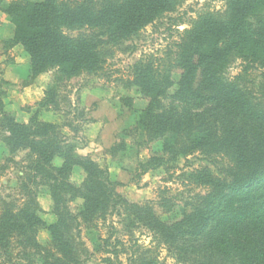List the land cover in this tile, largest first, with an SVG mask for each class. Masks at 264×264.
Listing matches in <instances>:
<instances>
[{
  "label": "rangeland",
  "instance_id": "obj_1",
  "mask_svg": "<svg viewBox=\"0 0 264 264\" xmlns=\"http://www.w3.org/2000/svg\"><path fill=\"white\" fill-rule=\"evenodd\" d=\"M157 1L168 6L161 8L151 23L118 41L104 39L106 62L101 71L73 79L57 91V115L69 144L79 156H88L107 171L124 201L148 212L144 216L133 209L126 212L121 208L116 213L108 208L104 214L97 213L91 225L80 227L78 239L72 231L81 264H232L234 256L224 255L221 241L217 244L215 234L211 240L208 231L236 216L246 220L263 213L264 173L258 175V182L252 179L255 169L264 171L263 158L251 162L250 154L255 149L260 154L264 151V4L260 2L258 11H244L250 13L238 28L245 23L249 27L246 25L230 49L223 41L218 44L220 55H212L217 59L213 60L215 81L208 89L211 93H206L199 84L206 75L200 65L193 71V86L183 85L179 90L182 70L177 63L184 55L177 45L197 28L228 21L235 0ZM108 2L118 6L125 0ZM205 46L209 49L212 43L202 40L199 49ZM145 64L171 77L173 85L167 93L146 96L134 77L135 70ZM44 75L52 83L53 71ZM20 86L15 87L18 90ZM151 106L154 116L149 121ZM19 109L37 111L31 103ZM199 114L202 123L194 119ZM183 115L185 122L181 123L167 119L160 126L154 121L160 116L177 119ZM189 116H193L191 122ZM96 121L99 126L112 123L113 153L99 150V126L91 125ZM2 122L5 124L0 117V142L7 135ZM231 127L235 131L232 144L224 140L225 129ZM22 157L23 153H7L0 159V203L21 198L19 184L27 165L21 162ZM81 179L82 174L76 172L70 181L76 184ZM36 192L42 217L49 222L51 202L44 196L48 192L45 188ZM65 199L68 202L69 196ZM78 207L75 202L67 203L72 212ZM154 219L165 225L161 232L160 228L151 229ZM36 240L42 245L50 241L46 226L37 232ZM241 244L244 247L245 242ZM4 261L0 255V264ZM40 263L36 258L35 264Z\"/></svg>",
  "mask_w": 264,
  "mask_h": 264
},
{
  "label": "trees",
  "instance_id": "obj_2",
  "mask_svg": "<svg viewBox=\"0 0 264 264\" xmlns=\"http://www.w3.org/2000/svg\"><path fill=\"white\" fill-rule=\"evenodd\" d=\"M108 1L89 0V3H80L79 0H0V11L14 27V36L9 45H21L29 55L30 80L49 71L54 73L52 83L44 91L42 100L36 104L37 111L25 125L16 123L12 115L3 112L5 92L0 90L3 92L0 93V117L5 121V124L2 122L1 129L7 134L1 142L9 156L23 153L21 162L27 164L23 169V180L19 184L21 198L0 203V255L6 258L2 264H35L36 258H40V264H81L73 247L72 231L75 232V239H78L80 227L91 225L96 214H104L108 208L116 213L123 208L126 212L133 209L140 211L141 215L148 214L146 208L132 206L124 201L116 193V185L107 171L88 157L79 156L60 126L37 120L40 111L59 113L57 91L60 86H65L82 75H95L102 70L106 62L103 54L104 39L115 42L135 34L151 23L161 12V8L167 5L157 0H125L116 7L108 5ZM260 2L264 4V0H235L230 4L234 13L228 16V21L207 29L197 28L188 35L186 41L177 45L184 55L183 60L177 63L178 69L182 70L179 90L183 85L189 84L190 88L193 86L192 74L200 65L202 73L206 74L199 82L201 90L211 93L208 89H212L217 70V66L213 64V60L217 59H213L212 55H220V41L225 42L224 46L230 49L236 39L244 34L243 29L246 30V25H249L245 23L240 29L238 26L241 22H246L245 18L250 12L258 11ZM246 10L250 12L247 14L244 12ZM76 31L80 32L77 36L68 35L69 32ZM202 40H209L212 47L199 49ZM207 50L212 51L209 53ZM134 77L136 82L142 84L147 97L165 94L173 85L169 75L164 76L158 68L153 69L149 64L136 69ZM152 109L151 106L147 111L149 121L153 120ZM183 118L185 119V115L177 119L160 116L154 118V121L161 126L167 119L174 124L181 123ZM194 119L202 123L204 118L199 114ZM192 120L193 116L187 119L188 122ZM215 123L218 126L216 121ZM233 129L231 127L224 131V140L231 144L234 142ZM114 151L113 146L109 152ZM250 155L251 162L259 161L262 156L261 162L264 164V151L260 154L255 149ZM56 159L62 161L59 167L54 165ZM75 166L84 173L79 187L70 183L71 171ZM257 172L258 169H255L252 174L254 182H258L256 178L264 173ZM38 188L47 190L54 217V223L46 227L50 241L45 245L36 240L37 232L45 227L43 211L37 202ZM65 195L69 196L68 202ZM77 199L82 200V205L72 212L67 208V203L71 204ZM262 212L261 215H253L246 220L236 216L230 222L216 224L212 231H208L211 240L215 234L217 244L221 241L224 255L230 253L234 256L232 264H264V209ZM199 213L205 215L203 212ZM247 221L250 223L247 224ZM153 223L151 229L158 231L160 228L161 232L165 227L155 219ZM202 226L204 231L206 222ZM242 241L245 242L244 247ZM13 252H16L14 258L11 257ZM114 254L117 256V252Z\"/></svg>",
  "mask_w": 264,
  "mask_h": 264
},
{
  "label": "crops",
  "instance_id": "obj_3",
  "mask_svg": "<svg viewBox=\"0 0 264 264\" xmlns=\"http://www.w3.org/2000/svg\"><path fill=\"white\" fill-rule=\"evenodd\" d=\"M7 2L8 0H4ZM31 2H39L41 0H29ZM14 36V27L6 19V17L0 11V88L5 92L3 99V112L5 114H12L15 122L21 125L28 124L33 117V110L19 109L24 104H37L43 98V93L49 85L48 78L42 74L30 80L31 71L29 65V55L23 49L21 45H9ZM21 85L17 90L15 86ZM61 117L56 113L50 111H40L37 116V120L45 124H53L61 126L59 119ZM110 122H105L103 126H99V122H91V125L99 126L97 129V135L99 138V150H110L113 147V134L111 130L113 127ZM62 133L63 132L62 129ZM89 138V137H88ZM88 142V140H87ZM85 149V147L83 148ZM7 155V149L5 145L0 142V159ZM80 155V154H79ZM88 157V156H86ZM62 164L60 159H56L55 166L59 167ZM80 172L82 179L79 183H70L79 187L84 179V173L81 168L75 166L71 171V176ZM70 176V178H71ZM111 180L112 177L110 176ZM115 181L114 179L112 180ZM116 182V181H115ZM45 199H48L50 205L49 215L51 220L45 221L42 217L45 226H49L54 223V217L51 214L52 201L49 194H45ZM40 196H37V202H39ZM75 203L80 206L82 204L81 199L75 200ZM40 205V203H38ZM41 207V206H40ZM42 209V208H41ZM43 211V209H42ZM44 212V211H43ZM48 212V211H47Z\"/></svg>",
  "mask_w": 264,
  "mask_h": 264
}]
</instances>
